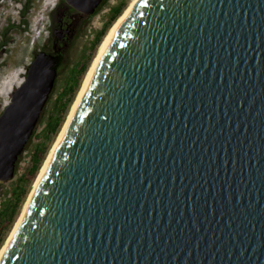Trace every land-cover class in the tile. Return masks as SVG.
<instances>
[{"label": "water", "instance_id": "1", "mask_svg": "<svg viewBox=\"0 0 264 264\" xmlns=\"http://www.w3.org/2000/svg\"><path fill=\"white\" fill-rule=\"evenodd\" d=\"M57 67L37 52L0 113V185ZM0 264H264V0H136Z\"/></svg>", "mask_w": 264, "mask_h": 264}, {"label": "rangeland", "instance_id": "2", "mask_svg": "<svg viewBox=\"0 0 264 264\" xmlns=\"http://www.w3.org/2000/svg\"><path fill=\"white\" fill-rule=\"evenodd\" d=\"M123 1L126 2L125 8H127L131 0H107L103 7H101L95 15L88 18L81 30L72 40L70 46L65 52L64 59L60 64L51 96L45 105L46 114L44 115L43 121L38 127L36 133L40 132L43 124L45 123L47 113L51 111L56 97L65 87L68 72L76 65L83 63L85 57L87 56V51L90 48L91 42L96 32L102 28L103 23L109 15L110 9ZM55 2L56 0H29L26 12L21 14V9L24 5H26L27 0H0V113L4 107L9 104L10 94L24 81L26 69L32 61L33 53L42 50L45 46L46 39L49 35L48 14ZM98 48L96 49L94 56H96ZM85 76L86 73L81 81L79 89L66 114L61 128L68 117ZM58 134L54 141L50 144L44 161L29 188L12 227L5 236L0 250L5 244L21 214L37 176L39 175V172L53 144L55 143ZM34 146L35 141L33 140L27 143L23 153L19 157V162L16 164L17 172L13 179L3 185H0V209L3 208V204L6 199L10 197L15 189L16 179L22 175L23 166L27 162L28 156L33 151Z\"/></svg>", "mask_w": 264, "mask_h": 264}, {"label": "trees", "instance_id": "3", "mask_svg": "<svg viewBox=\"0 0 264 264\" xmlns=\"http://www.w3.org/2000/svg\"><path fill=\"white\" fill-rule=\"evenodd\" d=\"M28 3L29 0H27L26 5L22 7L21 14H24L26 12ZM125 7L126 2L123 1L110 9L109 15L103 23L102 28L96 32L83 63L76 65L68 72L66 76L65 87L56 97L51 111L47 113L45 123L43 124L40 132L36 133L38 127L43 121L44 115L46 114V110L44 107L41 117L29 140L35 141L34 149L29 154L27 162L23 166L22 175L16 179L15 189L13 190L10 197L6 199L5 203L3 204V208L0 209V247L2 246L6 234L12 227L20 211L21 205L41 167V164L44 161L50 144L56 138L64 122L66 114L74 100V97L79 89L87 68L89 67L93 57H95L94 53L96 49L100 45L103 37L105 36L111 25L120 16ZM18 162L19 159L17 163ZM16 172L17 166L15 168V174Z\"/></svg>", "mask_w": 264, "mask_h": 264}, {"label": "flooded vegetation", "instance_id": "4", "mask_svg": "<svg viewBox=\"0 0 264 264\" xmlns=\"http://www.w3.org/2000/svg\"><path fill=\"white\" fill-rule=\"evenodd\" d=\"M106 1L107 0L101 1L94 11L95 14L100 10L101 7H103ZM94 13L92 15H95ZM89 17L90 16H85L75 10L73 7L69 6L65 0H56L49 10V35L46 39L45 46L40 51L57 58V73L59 71L61 62L64 59L65 52ZM37 52L39 51L33 53L32 59Z\"/></svg>", "mask_w": 264, "mask_h": 264}, {"label": "bare ground", "instance_id": "5", "mask_svg": "<svg viewBox=\"0 0 264 264\" xmlns=\"http://www.w3.org/2000/svg\"><path fill=\"white\" fill-rule=\"evenodd\" d=\"M135 1H136V0H131V1H130V3L128 4L127 8H125V9L123 10V12H122V13L120 14V16L115 20V22L111 25V27L109 28V30L107 31V33H106L105 36L103 37V39H102V41H101V43H100V46H99V48H98L97 54H96V56L94 57L93 61L91 62L90 66H89V68H88V70H87V72H86L85 79H84V81H83V83H82V85H81V88H80V90H79V92H78V94H77V96H76V99H75V101H74V103H73V105H72V107H71V110H70V112H69V114H68V117H67V119H66V121H65V123H64V125H63V127L61 128V130H60V132H59V134H58V137H57L55 143L53 144V146H52V148H51V150H50V152H49V154H48V156H47V158H46V160H45V162H44V164H43V166H42V168H41V170H40V172H39V175L37 176V179H36V181H35V183H34V185H33V188H32V190H31V192H30V194H29V197H28V199H27V201H26V203H25V205H24V207H23V209H22V211H21V214H20L19 218H18L17 222L15 223V226L13 227V230L11 231V233H10V235L8 236V238H7L6 242H5V244L3 245V247H2L1 250H0V257H1V255L3 254V252H4L5 248H6V245H7V242H8V240H9V238L11 237L12 233L14 232V230H15L17 224L19 223V221H20V219H21V217H22V215H23V213H24V211H25V209H26L27 203H28V201H29V199H30V197H31V195H32V193H33V191H34V189H35L37 183H38V180H39L41 174L43 173V171H44L45 168H46V165H47V163H48V161H49V159H50V157H51V154H52V152H53V150H54V148H55V146H56L58 140L60 139V137H61V135H62V133H63L65 127H66L67 124H68V121H69V118H70V116H71V113H72L74 107L76 106V104H77V102H78V100H79V98H80V96H81V94H82V92H83V89H84V85H85L86 79H87V77L89 76V74L92 72V70L94 69V67L96 66V64H97V62H98L99 55H100V51H101L102 47H103L104 44L108 41V39L111 37V35H112L113 32L115 31V29H116V28L118 27V25L121 23V21L124 19V17H125L126 14L129 12V10L131 9V7H132L133 4L135 3Z\"/></svg>", "mask_w": 264, "mask_h": 264}]
</instances>
